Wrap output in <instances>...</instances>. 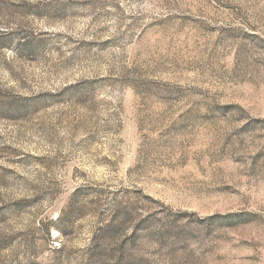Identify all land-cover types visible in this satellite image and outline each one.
<instances>
[{
    "label": "rangeland",
    "instance_id": "obj_1",
    "mask_svg": "<svg viewBox=\"0 0 264 264\" xmlns=\"http://www.w3.org/2000/svg\"><path fill=\"white\" fill-rule=\"evenodd\" d=\"M0 264H264V0H0Z\"/></svg>",
    "mask_w": 264,
    "mask_h": 264
}]
</instances>
